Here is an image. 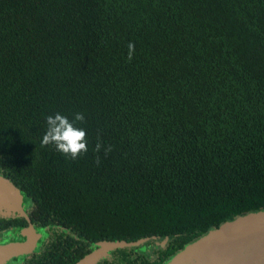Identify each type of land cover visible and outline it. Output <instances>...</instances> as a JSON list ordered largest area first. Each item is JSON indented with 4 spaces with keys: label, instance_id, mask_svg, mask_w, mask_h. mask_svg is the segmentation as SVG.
I'll use <instances>...</instances> for the list:
<instances>
[{
    "label": "trees",
    "instance_id": "obj_1",
    "mask_svg": "<svg viewBox=\"0 0 264 264\" xmlns=\"http://www.w3.org/2000/svg\"><path fill=\"white\" fill-rule=\"evenodd\" d=\"M58 112L77 159L41 146ZM0 175L25 213L0 231L43 230L21 264H162L264 209V0H0Z\"/></svg>",
    "mask_w": 264,
    "mask_h": 264
},
{
    "label": "water",
    "instance_id": "obj_2",
    "mask_svg": "<svg viewBox=\"0 0 264 264\" xmlns=\"http://www.w3.org/2000/svg\"><path fill=\"white\" fill-rule=\"evenodd\" d=\"M24 214L18 189L0 175V218ZM14 232L22 239L0 244V264L31 252L41 235L28 218L27 225ZM162 264H264V209L220 223L184 245Z\"/></svg>",
    "mask_w": 264,
    "mask_h": 264
},
{
    "label": "clouds",
    "instance_id": "obj_3",
    "mask_svg": "<svg viewBox=\"0 0 264 264\" xmlns=\"http://www.w3.org/2000/svg\"><path fill=\"white\" fill-rule=\"evenodd\" d=\"M128 49V59L131 60L135 49L133 42H129ZM84 120L85 117L81 112H76L71 121L67 116L59 112L55 115L47 116V130L42 137L41 146L52 144L63 155L73 160L77 159L88 151L86 130L76 126L77 122L83 123ZM101 147L102 145L98 141L94 150L99 152ZM110 151L111 145L105 148V154Z\"/></svg>",
    "mask_w": 264,
    "mask_h": 264
},
{
    "label": "flooded vegetation",
    "instance_id": "obj_4",
    "mask_svg": "<svg viewBox=\"0 0 264 264\" xmlns=\"http://www.w3.org/2000/svg\"><path fill=\"white\" fill-rule=\"evenodd\" d=\"M23 207H24V205H23ZM15 229L16 228H14V229H4V230L0 231V234L8 236V239L10 237H14V239H22L21 237H19V235H17L14 232ZM36 230L38 232H40L41 235H40V238H39V240L37 241V243H36V245L34 247L35 251L37 250V246L40 243L41 239L43 238V230H41V229H36ZM141 242H143V243L140 244V245H135L136 246V251H137L138 254H141V255L146 256V257H153L155 255V251H156L157 246L163 244V241L162 240H158V238H156L154 235L144 238ZM22 255H24V254H22ZM22 255L11 257L9 260H7L5 262V264H21L23 262V259L21 258Z\"/></svg>",
    "mask_w": 264,
    "mask_h": 264
},
{
    "label": "rangeland",
    "instance_id": "obj_5",
    "mask_svg": "<svg viewBox=\"0 0 264 264\" xmlns=\"http://www.w3.org/2000/svg\"><path fill=\"white\" fill-rule=\"evenodd\" d=\"M37 231V230H36ZM3 237V238H2ZM14 239V237L1 235L0 234V244L8 243ZM17 240V239H14ZM139 242L137 245L142 244ZM123 242H109V241H100L93 244V249L88 253L84 254L80 259H78L74 264H95L100 258L108 255L113 249L120 247Z\"/></svg>",
    "mask_w": 264,
    "mask_h": 264
}]
</instances>
